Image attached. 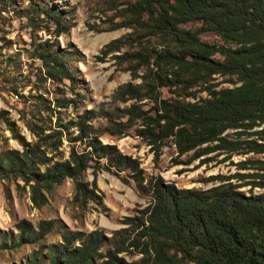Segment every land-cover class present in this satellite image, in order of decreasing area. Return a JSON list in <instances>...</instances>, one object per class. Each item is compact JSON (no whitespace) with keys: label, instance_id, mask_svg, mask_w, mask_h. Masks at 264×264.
<instances>
[{"label":"trees","instance_id":"1","mask_svg":"<svg viewBox=\"0 0 264 264\" xmlns=\"http://www.w3.org/2000/svg\"><path fill=\"white\" fill-rule=\"evenodd\" d=\"M3 5L6 9L9 2ZM24 12L29 21L40 13L32 3ZM194 24L199 29L187 28ZM118 29L129 33L111 41L103 52L127 46L125 56L132 76L137 69L144 70L141 86L122 85L117 93L139 100L143 96L138 88H143L154 102L156 117L136 105L124 113L129 124L137 120L145 124L138 135L153 146L155 164L158 143L170 138L179 154L195 151L194 157L216 148L264 155V0H118ZM201 33H212L219 42L207 43ZM38 59L47 77L71 79L60 51L41 47ZM214 76L225 77L232 87L216 89L210 83ZM195 87L203 88L206 97L194 102L179 99ZM160 88L172 91L175 98H160L155 93ZM87 114L76 124L82 135H88L85 121L91 118ZM8 127L23 152L0 158V176L22 180L38 208L46 203L44 193L51 194L65 179L73 184L75 201L94 200L96 176L91 182L84 179L92 156L107 159V172L114 169L113 173L132 175L137 192L150 197L138 217L126 220L128 228L111 237L97 231L63 233L61 243L48 245L45 251L38 249L23 264L42 260L46 264H264V193L245 195L230 182L233 178L224 176L209 177L207 181L218 185L206 190L177 189L164 185L160 178L143 185L136 160L100 143H91V152L72 151L68 160L48 166L38 156V145L26 143L9 122ZM242 128L257 129L252 132L257 140L240 145L225 137L226 132L240 133ZM124 133L118 129V135ZM60 135L53 132L40 140L55 147ZM214 142L218 145L210 147ZM256 163L261 166L252 169L264 171V162ZM36 165H44V171L38 172ZM252 177L258 179L252 185L264 189V174ZM121 181L127 184L124 178ZM53 228L50 221L39 223L36 230L22 221L17 225L19 234L1 241L0 250L38 244ZM120 253L139 259L126 263L118 258Z\"/></svg>","mask_w":264,"mask_h":264},{"label":"rangeland","instance_id":"2","mask_svg":"<svg viewBox=\"0 0 264 264\" xmlns=\"http://www.w3.org/2000/svg\"><path fill=\"white\" fill-rule=\"evenodd\" d=\"M8 2L9 7L3 9ZM31 3L37 5L40 13L29 21L24 11ZM190 27L199 29L198 24L187 26ZM128 33L127 29H118V0H0V158L5 154L17 157L23 152L8 127L9 122L26 143L39 146L38 156L44 157L48 166L68 160L72 151L91 152V143H100L136 160L143 185L160 178L164 185L177 189L206 190L218 185L207 181L209 177L224 176L233 178L230 182L245 195L263 194L264 189L252 185L258 181L252 175L264 171L252 168L261 166L256 161L264 162V155L216 148L210 154L194 157L195 151L179 154L170 138L158 143V162H153V146L148 145V138L138 135V130L146 128L145 124L141 120L129 124L124 111L136 105L148 116L156 117L159 113L154 102L144 95L143 88H138L143 96L139 100L128 95L118 97L117 93L122 85L130 84L136 89L141 86L144 70L139 68L132 76L125 56L127 46L103 52L107 44ZM200 38L207 43L219 42L212 33H201ZM40 46L61 52L71 71L70 80L47 77L38 59ZM210 83L216 89L232 87L225 77L214 76ZM155 93L162 99L175 98L165 88ZM187 93L179 99L194 102L206 97L201 87ZM85 113L91 118L85 121L88 135H82L76 125ZM118 129L125 136L118 135ZM255 130L228 131L225 137L243 145L245 140H257L252 135ZM53 132L61 133L60 143L55 147L40 140ZM217 145L214 142L209 146ZM89 166L84 179L91 182L95 175L96 190L94 200L85 204L74 200L70 179H65L51 194L44 193L46 203L38 208L22 180L0 176V242L5 243L11 235L16 237L17 225L22 221L34 230L41 222L50 221L54 225L38 244L1 249L0 264H23L38 249L45 251L48 245L61 243L63 233L97 231L109 238L113 232L128 228L126 220L138 217L148 206L150 197L137 192L132 175L118 174V170L113 173L114 169L105 171L107 159L97 156H92ZM35 168L43 172L45 166ZM118 258L131 263L139 256L120 253Z\"/></svg>","mask_w":264,"mask_h":264}]
</instances>
